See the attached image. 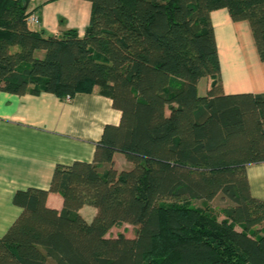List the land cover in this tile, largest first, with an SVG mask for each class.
<instances>
[{
  "label": "trees",
  "instance_id": "obj_1",
  "mask_svg": "<svg viewBox=\"0 0 264 264\" xmlns=\"http://www.w3.org/2000/svg\"><path fill=\"white\" fill-rule=\"evenodd\" d=\"M88 1L81 37L35 31L32 0H0V94L98 88L122 113L92 163L57 166L49 190L15 194L22 213L0 237V264H264V201L247 175L264 163V94H223L210 18L226 9L249 22L264 62V0ZM117 153L131 169H116ZM219 197L223 220L207 206ZM84 206L97 209L91 223ZM124 224L133 238L108 237Z\"/></svg>",
  "mask_w": 264,
  "mask_h": 264
},
{
  "label": "crops",
  "instance_id": "obj_2",
  "mask_svg": "<svg viewBox=\"0 0 264 264\" xmlns=\"http://www.w3.org/2000/svg\"><path fill=\"white\" fill-rule=\"evenodd\" d=\"M29 12L39 19L31 24L35 31L59 36L74 30L83 37L90 24L92 4L88 0H32ZM210 18L219 50L223 94H264V62L249 22H233L226 9L212 12ZM206 80L205 95L212 83ZM121 119V111L115 109L111 99L100 95L98 88L92 93H79L70 102L50 93H1L0 237L22 213L14 204L18 191H47L57 166L92 163L105 127L118 126ZM114 161L118 171L132 168L122 154H115ZM247 175L253 197L264 201V163L248 166ZM47 206L62 211L64 200L50 193ZM79 213L91 223L97 209L84 206ZM127 226L131 225L122 227ZM121 228H113L108 237L120 233L128 237Z\"/></svg>",
  "mask_w": 264,
  "mask_h": 264
},
{
  "label": "rangeland",
  "instance_id": "obj_3",
  "mask_svg": "<svg viewBox=\"0 0 264 264\" xmlns=\"http://www.w3.org/2000/svg\"><path fill=\"white\" fill-rule=\"evenodd\" d=\"M206 85H207V80L203 79L202 83L200 84V96L205 95ZM193 204L195 206H199V207L202 206L200 202H194ZM229 205H230L229 202L223 201L219 197L216 200H214L213 202L209 203V205H207V206L210 207V209H211L210 212H212L213 215L217 216L219 218V220H223L224 216H223L222 210L229 207ZM120 230L125 231V233L128 237H132L135 234V228L133 226L122 227ZM112 234H114V233H112Z\"/></svg>",
  "mask_w": 264,
  "mask_h": 264
},
{
  "label": "built area",
  "instance_id": "obj_4",
  "mask_svg": "<svg viewBox=\"0 0 264 264\" xmlns=\"http://www.w3.org/2000/svg\"><path fill=\"white\" fill-rule=\"evenodd\" d=\"M38 22H39L38 17L36 15H33L32 14L30 16V18H29V23L30 24H37ZM65 100L68 101V102H70L72 100V98L68 96Z\"/></svg>",
  "mask_w": 264,
  "mask_h": 264
}]
</instances>
